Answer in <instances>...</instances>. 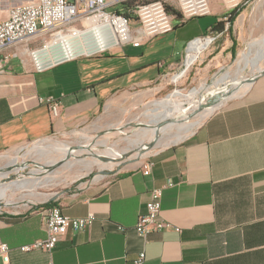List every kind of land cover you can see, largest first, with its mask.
I'll return each mask as SVG.
<instances>
[{
    "label": "crops",
    "instance_id": "0c3cea01",
    "mask_svg": "<svg viewBox=\"0 0 264 264\" xmlns=\"http://www.w3.org/2000/svg\"><path fill=\"white\" fill-rule=\"evenodd\" d=\"M35 1L0 0V22L14 6ZM211 9L210 16L176 24L173 32L140 47L122 46L44 72L24 61L19 48L6 50L10 61L0 73V151L20 149L99 115L123 114L135 98L155 94L160 88L154 85L180 64L189 42L223 36L211 33V27L228 14L215 4ZM231 46L221 54L230 57ZM48 96L60 105L57 117L39 103ZM149 161L148 176L139 168L127 170L98 188L0 211V243L11 249L8 264H133L142 251L146 264H264V74ZM163 186L160 217L171 227L143 240L135 224L151 189ZM51 206L71 218L92 213L95 220L84 230L64 233L50 253L20 252V246L46 236L44 212Z\"/></svg>",
    "mask_w": 264,
    "mask_h": 264
},
{
    "label": "rangeland",
    "instance_id": "374dc122",
    "mask_svg": "<svg viewBox=\"0 0 264 264\" xmlns=\"http://www.w3.org/2000/svg\"><path fill=\"white\" fill-rule=\"evenodd\" d=\"M162 1L165 2L166 6L175 11L174 0ZM209 1L210 5L215 4V6H218L219 12L223 15L229 14L236 8L243 9L232 26L233 36L237 41L236 54L230 59H226L224 55L221 54L222 49L228 48L231 45L230 40H226L224 37L217 38L212 34L203 36L202 40H198L200 43V47L197 51L198 55L196 54L197 57L190 64L187 65L186 63V51L179 62L180 64L174 66L156 82L154 86L160 89L156 91L155 94H152V96L135 98L130 104L131 106L123 114L112 113L108 116L99 115L85 124L65 129L37 143L26 144L22 148L14 151L13 149L0 151V168H3L9 159L17 155L19 163H22V155L26 152L34 153L33 147H35V145L43 146L46 145V143L54 142L68 143L74 148V152H77L75 156H71L68 159V165L58 164L52 170L48 171V174L40 173L41 178L47 175L48 177H53V180L49 183H45L41 185V187L39 186L33 190L23 189L15 190L13 193L9 192L8 194L11 196V199L19 201V204L17 207L0 206L1 210H23L27 208L26 205L28 202H50L65 193L78 192L88 188H98L109 182L118 173L137 169L140 164L149 160L150 156L156 152L175 144L172 143L165 146H162L163 143L161 145H151L149 141L152 137L151 131L157 125L156 123H164L160 128H164L166 125L171 124L172 128L166 132L169 133L171 137H167V140L175 139V135L177 134L176 136H178V134L181 133L178 129L179 126L194 123L199 120L198 115L203 112L198 110L199 106L209 101L211 96L208 94L216 89V81L221 79L225 73H229V78L226 79L228 82H232L234 79L240 77L250 79L253 78L254 75L257 76L258 73L256 68L251 64L242 71H239L236 65L237 60L240 58L239 55L247 51L248 43L264 36V0H241L240 4L235 8H225L221 0ZM73 29H81V24L70 28V30ZM66 34H70V32H65L64 35ZM50 42H52V40L50 34L47 33L41 36V38L33 39L29 43V47L30 50H35L40 48L43 44H49ZM17 48L22 50V46H18ZM28 56L27 54H23L21 58L31 63V57ZM259 65L264 69V60L259 62ZM179 73H181L182 76L173 82L172 77ZM248 75L249 77H247ZM195 88L198 92L194 94V96L192 95L193 97H186ZM175 92L180 93L182 96L173 97L172 95L175 94ZM230 100L231 99L226 102ZM163 101L168 104L164 107H159L158 103ZM188 115H191V117L187 118ZM208 115L209 114L201 119L199 125L203 123ZM165 117L170 118L165 119ZM174 120H178L177 123ZM197 127L193 128L192 131ZM87 139L92 140H90V146L87 148L88 150L81 152L79 146L83 145ZM162 140L165 141L166 139ZM105 147H108L106 148L107 150ZM140 147H144L145 150H140ZM104 151L108 153L113 151L118 154H124L120 162L119 160L110 161L109 158H106ZM62 154L64 153L47 151V153H34L33 158L39 161L38 164L46 166L48 161L55 162ZM96 155H98L99 158ZM111 164H114V166L109 169L108 166ZM27 165L23 169L22 174L25 178L30 179L31 172L36 170L37 167L31 160L27 161ZM97 176H102V178L95 180ZM17 177L18 176L12 173L10 178L5 180L4 183L6 184L9 183V181H14Z\"/></svg>",
    "mask_w": 264,
    "mask_h": 264
},
{
    "label": "built area",
    "instance_id": "2783aa9c",
    "mask_svg": "<svg viewBox=\"0 0 264 264\" xmlns=\"http://www.w3.org/2000/svg\"><path fill=\"white\" fill-rule=\"evenodd\" d=\"M129 1L131 0H36L32 3L14 6L9 10L7 18L0 22V73L5 72L10 61V56L5 54V51L12 47L22 46V54L31 57L33 69L36 72H44L65 62L82 57H93L122 46L140 47L149 39L173 32L176 24L180 25L188 20L212 14L209 0H174L175 12L179 18L168 11L162 0L136 1L123 11V6ZM240 1L221 0V3L225 8H235ZM78 24H81V29L70 30ZM86 29L92 30L95 37L109 35L111 40L106 39L108 40L107 45L99 51L77 53L74 46L78 42L69 39L70 44L67 43L66 47L73 53L58 58L52 56L54 51L49 46L51 42L43 44L38 49L30 50L29 43L47 33L54 41L57 36L64 35L65 32L72 34L75 31L83 32ZM193 41L189 42L187 47ZM47 47L50 48L47 49ZM16 56L13 53V57ZM186 56L187 54L185 58ZM38 100L39 103L46 104L51 116L59 115L60 105L54 97H40ZM138 168L141 169L143 175L148 176L152 163L147 160ZM164 188L165 186L151 189L149 200L145 204V213L138 218L135 224V231L143 240H146L152 232H161L171 227L160 217L161 194ZM41 203L43 202H28L26 207L33 208ZM0 211H2L1 208ZM94 220L95 216L92 213L83 217L71 218L63 215L59 207L51 206L44 212L43 229L46 236L20 246L18 250L23 253L34 250L50 253L64 233L69 230L73 232L84 230L91 226ZM118 230L123 231L122 228ZM10 251L7 244L0 243V259L4 264L9 262ZM133 264H146L143 251L136 256Z\"/></svg>",
    "mask_w": 264,
    "mask_h": 264
},
{
    "label": "bare ground",
    "instance_id": "6f19581e",
    "mask_svg": "<svg viewBox=\"0 0 264 264\" xmlns=\"http://www.w3.org/2000/svg\"><path fill=\"white\" fill-rule=\"evenodd\" d=\"M263 15H264V12H263ZM91 31L92 30L86 29L83 32L75 31L74 33L69 34V35H62L61 34L60 36H57L54 39V41H52L49 45L51 47V49H53V51H54V55H52V56L55 58H58V57H63L69 53H73V52L69 51L66 47L67 43L70 44L69 39L76 40L78 42L76 44L74 43L75 44L74 50L77 53L78 52L79 53H90V52H94V51H99L107 45L108 40H106V39L111 40V37L109 35H106V36L101 35V36L95 37ZM198 40H202V39H196L195 41L190 43V45L188 47L187 56H186V63L187 64H189L195 57H197L196 54H197V50L199 48V43L197 42ZM247 46H248L247 51H245L239 55L240 58L237 60V65L236 64L235 65L237 66L239 71H242L249 64H251L253 67L256 68V71L259 74L263 70L262 66L259 65V62L264 60V36L259 38L258 40H253L252 42L248 43ZM50 47H47V49ZM233 69H235V68H233ZM249 70H250V68H249ZM228 74L229 73H225L221 79H219L218 81L215 80L216 81V83H215L216 89L211 91L210 94H208L211 96L209 99L210 102L212 101L213 98L216 101H218V103L215 107H209L208 109L203 111L200 115H198L199 120H197L196 122L190 123L187 125L179 126L178 129L181 133L178 134V136H176L177 135L176 134L175 135L176 138L172 139V140H167V137H171V136L169 133H166L168 130H170L172 128L171 124L166 125L164 128H156V126H155L153 128V130L151 131L152 137L149 140L151 145L155 146V144L161 145L163 143L162 146H165V145L176 143V142L182 140L187 135H189L192 132V129L199 125V123L201 122V119H203L207 114L211 113L212 110L222 106L227 100L232 99L236 96H239V94L245 92V90L250 87V84L245 82L247 79L243 78V77L236 78L232 82H228L226 80L229 78ZM238 75H240V74H238ZM232 76H234V75H232ZM247 77H249V75ZM254 77H255V75H254ZM197 92H198V90L195 88L186 97H189L192 95L194 96V94H196ZM172 96L173 97H176V96L181 97L182 95H180V93H178V92L177 93L175 92V94H173ZM166 104H168V103H166L165 101L158 103L159 107H164ZM180 111H182V110H180ZM169 116H171V115H169ZM168 118H170V117H168ZM168 118L165 117V119H168ZM174 121L177 123L178 120H174ZM179 121H180V119H179ZM122 129H124V128H122ZM162 139H166V140L164 141ZM90 140L91 139H87L83 145L79 146V148L81 149L80 150L81 152L88 150L87 148H89L90 143L92 141V140L91 141ZM161 140L164 142H162ZM106 148H108V147H105V149ZM73 149L74 148L71 147L70 144L61 143V142L60 143H55V142L54 143H46V145H43V146H40V145L36 146L35 145V147H33L34 153H38V154L44 153V152L47 153V151L64 153L59 157V159L57 161H55V162L54 161H48V164L46 166H42V165L38 164L39 161H37V159L33 158L34 153H29V152L28 153L26 152L25 154L22 155V159H23L22 163H19L18 157H17L18 155L13 157L12 159H9L7 164L3 168H0V206H12V207L18 206L19 201L11 199V196L8 194L9 192L13 193L15 190H23V189L33 190L35 188H38L39 186L41 187V185H43L45 183H49L50 181H52L53 177H48V175H47V176L41 178L40 173L41 174H43V173L48 174V171L52 170L58 164L68 165L69 164L68 159L71 156H75V154L77 153V152H74L75 150H73ZM140 150H145V149H144V147H140ZM108 151H109V149H108ZM100 153H102V152H100ZM105 154H106L105 155L106 158H109L110 161L111 160H119V162H120V159L122 158L124 153L118 154V153H115L113 151H110V153L105 152ZM101 155H103V154H101ZM96 156L99 158L98 155H96ZM29 160H31V162L35 164L37 169L32 171L30 174L31 178L27 179L23 176L22 172H23V169L27 165V161H29ZM113 166H114V164H111L108 166V168L111 169ZM12 173L15 174L16 176H18L17 179L14 181H11V182L9 181V183L5 184L4 181L8 180ZM101 178H102V176H97L95 180H99ZM31 197H34V196H31Z\"/></svg>",
    "mask_w": 264,
    "mask_h": 264
},
{
    "label": "trees",
    "instance_id": "16d2710c",
    "mask_svg": "<svg viewBox=\"0 0 264 264\" xmlns=\"http://www.w3.org/2000/svg\"><path fill=\"white\" fill-rule=\"evenodd\" d=\"M136 1L146 2L147 0L146 1H144V0L143 1L142 0H131L123 6V8H122L123 11H125L128 7L132 6L134 4V2H136ZM167 9L170 13H172L177 18H179L178 14L174 10L170 9L168 6H167ZM242 10H243L242 8H236V9L232 10L227 16L224 17L223 21L217 22L211 27V33H213V34L217 33V34H221V35L223 34V36H220V37L226 36L232 42L230 57L227 58L224 55V57L226 59H230L236 54V50H235L236 41L232 36V28L231 27H232V24H233L235 18L239 15V13ZM226 23L228 24V28L225 30V24Z\"/></svg>",
    "mask_w": 264,
    "mask_h": 264
},
{
    "label": "water",
    "instance_id": "95a60500",
    "mask_svg": "<svg viewBox=\"0 0 264 264\" xmlns=\"http://www.w3.org/2000/svg\"><path fill=\"white\" fill-rule=\"evenodd\" d=\"M186 51H188V47L186 48ZM264 74V69L255 77L247 79L245 82L251 84L258 76L263 75ZM218 101H216L214 98L212 99V101L210 102V100L207 103L201 104L198 108L199 111H205L206 109H208L209 107H215L217 105ZM219 108V107H218ZM218 108H215L214 110H212L211 112H214L215 110H217ZM191 115H188L187 118H190ZM164 123H157L156 128H160Z\"/></svg>",
    "mask_w": 264,
    "mask_h": 264
}]
</instances>
